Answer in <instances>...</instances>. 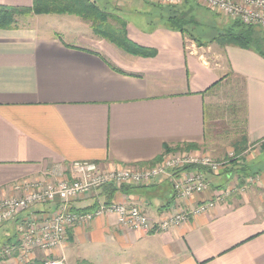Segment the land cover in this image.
I'll return each mask as SVG.
<instances>
[{"label": "crops", "instance_id": "0c3cea01", "mask_svg": "<svg viewBox=\"0 0 264 264\" xmlns=\"http://www.w3.org/2000/svg\"><path fill=\"white\" fill-rule=\"evenodd\" d=\"M143 1L137 2L139 15ZM33 2L0 0L22 7ZM150 13L141 15L142 25L124 19L128 38L148 48L147 55L126 52L82 22L64 29L53 25L50 19L62 16L57 14L34 15L49 18L42 26L0 28V200L21 196L35 181L73 179L76 161L118 170L146 167L173 153L203 152L211 142L207 105L214 106L229 78H238L244 133L233 157L225 158L232 156L226 152L223 159L212 158L226 162L224 168L215 172L199 165L142 185L124 184L111 201L137 205L154 223L210 199L215 205L168 230L150 232L121 225L114 214L95 217L70 228L62 245L37 253L33 262L21 261L16 250L0 264H43L46 256H65L67 264H264V57L231 44L193 48L162 13ZM194 143L200 147L165 152V146ZM213 144L211 151L222 154ZM194 170L208 189L181 201L174 181ZM100 203L102 189L71 206L88 211ZM54 209L38 204L2 225L0 242L15 243L17 224Z\"/></svg>", "mask_w": 264, "mask_h": 264}, {"label": "built area", "instance_id": "2783aa9c", "mask_svg": "<svg viewBox=\"0 0 264 264\" xmlns=\"http://www.w3.org/2000/svg\"><path fill=\"white\" fill-rule=\"evenodd\" d=\"M160 6H174L183 0H147ZM198 4L217 11L231 20H240L245 25L264 29V0H195ZM173 153L165 155L156 164L142 168L125 167L118 170H104L99 163L93 161H76L72 164L73 179L57 181H35L25 186L21 196L0 200V227L18 218L38 204L50 203L55 209L48 215L31 214L17 224L16 234L19 242L16 246H5L3 254L10 256L16 249L19 259L24 262L37 260V253L48 252L58 248L67 239L70 228L77 224L87 223L95 217L114 214L121 225L133 230L150 232L154 229L168 230L180 225L197 215L208 211L215 205L210 199L190 209L180 208L170 216L154 223L137 205L111 202L100 203L88 211H77L71 206V201L86 193L101 189L108 183L117 187L124 184L142 185L160 175L179 171L189 164L208 167L211 171L224 168L226 162H218L209 156H176ZM208 189V183L199 171H191L178 175L174 181V190L179 200H185L194 194L203 193ZM219 192L216 199L222 196ZM15 250V251H16ZM43 264H67L65 256L43 258Z\"/></svg>", "mask_w": 264, "mask_h": 264}, {"label": "rangeland", "instance_id": "374dc122", "mask_svg": "<svg viewBox=\"0 0 264 264\" xmlns=\"http://www.w3.org/2000/svg\"><path fill=\"white\" fill-rule=\"evenodd\" d=\"M94 1L100 9H102L104 12L108 13L110 17L106 20V26L103 28V30H109L108 33H111L112 30L115 31V28H122L121 22L118 21H132L134 24H141V15L147 16L150 12L152 16H157V14L162 13L163 11L166 12V10H161L160 5H154L151 6L148 4L147 1L145 2V9L142 11V14H137V2L139 0H92ZM141 1V0H140ZM141 3V2H139ZM169 7V6H164ZM163 7V8H164ZM167 9V8H166ZM146 10H148L149 13H146ZM164 13V12H163ZM169 12H166L165 15H161L164 18H166L167 14ZM52 14V13H51ZM34 15H44V14H29L24 15L20 17L19 24H32V25H41L46 21L45 19L47 17L44 16H34ZM62 16H57L51 18L50 22L51 24H56L58 27L64 29V25L66 27L69 26V23L72 24L75 21L81 23L86 29H89L90 27L93 28L92 21L84 20L82 17L77 15H70V14H57ZM64 16V17H63ZM185 16L187 18H190L192 15H188L185 13ZM193 20L195 23H192V25H189L187 30L188 32H191L194 37L197 39H200L201 42H207L209 39L214 38L220 31H222L227 25L231 24L233 20L227 19L226 17L219 14L217 11L208 9L206 7L198 6L196 8L195 13L193 15ZM49 19V18H47ZM161 20V21H160ZM164 20L159 19V22L162 23ZM48 22V21H47ZM88 27V28H87ZM101 30L102 33H98L94 28L93 32L98 37H103L104 31ZM88 31V30H87ZM100 31V30H98ZM256 37L260 40V42L257 43V46L260 51L264 53V30L261 28H256ZM104 38V37H103ZM84 39V38H83ZM187 39V45L191 47L200 46V41H197L195 38H193L188 33L186 34ZM86 42L87 40L84 39ZM211 44L222 45L219 42H212ZM209 46V45H207ZM213 55V53H211ZM244 91H243V82L241 79L235 78H229L222 87L218 88V93L215 96L214 100V106L207 105L206 108V115H207V137L211 140L210 143H208L204 149L203 152L197 153V152H178L177 154H174L176 156H187L190 157V154H193V156H199L202 157L204 154L206 156H209L211 158L213 157H221V159L224 158V155H226V152H231L230 154L235 152L236 144L238 141L241 140L243 133H244V119H245V109H244ZM218 147H222V151L225 152L222 154H216L211 151V149H214V144ZM209 150V152L206 151ZM220 151V150H219ZM233 157L228 155L225 158ZM156 164V163H155ZM28 263V262H27ZM36 264V263H34Z\"/></svg>", "mask_w": 264, "mask_h": 264}, {"label": "trees", "instance_id": "16d2710c", "mask_svg": "<svg viewBox=\"0 0 264 264\" xmlns=\"http://www.w3.org/2000/svg\"><path fill=\"white\" fill-rule=\"evenodd\" d=\"M202 6L195 2V0H183L182 3L174 6L164 7L160 6L161 10H166L169 12L166 16L167 25L172 28L179 30L185 37L188 33L197 41V39L192 35L191 32L187 30L189 25L195 23L193 20V15L196 8ZM164 7V8H163ZM203 7V6H202ZM167 8V9H166ZM162 13L163 15L166 14ZM70 14L77 15L82 17L84 20L92 21L93 28L98 32L102 33L101 30L106 26V20L110 15L104 12L100 7L92 0H34L31 7H22V6H8L0 4V28L1 29H15L19 27V18L24 15L29 14ZM185 13L192 15L190 18L185 16ZM121 22L122 28H115V31L112 30L111 33H108L109 30H103V37L116 44L118 47L122 48L126 52H129L134 55H147L149 49L143 46H139L137 43L130 40L126 33V23ZM256 28L257 26H250L243 24L240 20H233V22L227 25L222 31H220L214 38L209 39L207 42L199 43L200 46L210 45L212 42H219L222 46L231 44L247 49H252L264 57V53L259 50L257 43L260 42L258 37H256ZM105 29V28H104ZM264 30L263 28H261ZM100 30V31H98ZM200 146L196 143L187 144L184 147H169L165 146V152L169 151H178L182 149L192 150L198 149ZM244 147H241L239 152L243 151ZM161 159V156L149 163H146L148 166L155 164L158 160ZM236 161V159H234ZM199 165L189 164L184 166L182 170H191L197 169ZM102 194L105 197V203L109 204L113 200L116 192L119 190L113 183L105 184L101 187ZM14 238V237H13ZM9 242H0V261L7 258L3 254V248L7 245L16 246L19 244L18 240L15 243ZM16 250V249H15ZM14 250V252H15ZM76 264H94L87 260H80Z\"/></svg>", "mask_w": 264, "mask_h": 264}]
</instances>
